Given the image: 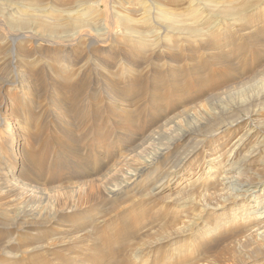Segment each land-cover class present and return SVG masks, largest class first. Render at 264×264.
I'll list each match as a JSON object with an SVG mask.
<instances>
[{
    "label": "rangeland",
    "instance_id": "obj_1",
    "mask_svg": "<svg viewBox=\"0 0 264 264\" xmlns=\"http://www.w3.org/2000/svg\"><path fill=\"white\" fill-rule=\"evenodd\" d=\"M241 8L240 18L223 13ZM22 17L27 22L20 25ZM165 31L173 50L156 43ZM141 47L146 54L175 53L180 61L174 69H139L140 82L131 77L123 84L120 75L111 85L126 102L102 103L101 75L122 71L124 53ZM173 75L177 85L169 81ZM259 99L264 0H0V264H264V232L242 234L246 212L237 205L220 219L223 212L211 208L222 177H207L212 160L224 154L219 161L228 162L226 152L242 135L252 137L248 148L260 143L264 103L250 106ZM255 110L253 121L214 139L218 127ZM184 133L210 139L187 170L175 175L161 168L131 189L132 175L162 149L177 148ZM193 144H179L173 171L187 162ZM263 165L246 166L240 181L256 179L252 168L264 180ZM160 181L163 187L154 190ZM257 195L264 203V187Z\"/></svg>",
    "mask_w": 264,
    "mask_h": 264
},
{
    "label": "bare ground",
    "instance_id": "obj_2",
    "mask_svg": "<svg viewBox=\"0 0 264 264\" xmlns=\"http://www.w3.org/2000/svg\"><path fill=\"white\" fill-rule=\"evenodd\" d=\"M3 5V4H2ZM85 5V7H86V4H84ZM3 7V6H2ZM84 7V8H85ZM5 8V7H4ZM76 8H78V9H80V8H82V6H76ZM88 8V7H87ZM3 9V8H2ZM1 9V10H2ZM126 9V8H125ZM27 10V9H26ZM43 10V9H42ZM46 10V9H45ZM76 10V9H75ZM81 10H83V12H84V9H81ZM226 10V9H225ZM3 11V10H2ZM44 11V10H43ZM46 11H48V9L46 10ZM88 11V10H87ZM150 11V10H149ZM245 11H246V9L244 8V9H239V10H236V9H228V10H226L225 12H223V13H225L224 15H226V16H233V17H241V16H243L244 15V13H245ZM248 11V10H247ZM22 12V11H21ZM50 12V11H49ZM78 12V11H77ZM147 12V11H146ZM151 12V11H150ZM162 12V11H161ZM35 13V12H34ZM68 13V12H67ZM69 13H71V12H69ZM73 13V12H72ZM79 13H82L81 11H79ZM86 13V12H85ZM149 13V12H148ZM37 13H35L34 15H36ZM89 15H90V13H88ZM119 14V13H118ZM146 14V13H145ZM150 14V13H149ZM80 15V14H79ZM84 15H86V14H84ZM197 15V14H196ZM26 16V15H25ZM29 15H27V17H28ZM38 16V15H37ZM40 16H41V14H40ZM49 16V15H48ZM58 16V15H57ZM61 16V15H60ZM64 16V15H63ZM63 16H61V17H63ZM83 16V15H82ZM19 17H20V15H19ZM61 17H60V20H61ZM72 17V16H71ZM86 18H87V16H85ZM223 17H225V16H223ZM12 18V17H11ZM29 18V17H28ZM70 18V17H69ZM151 17H149V19H150ZM154 18V17H153ZM72 19V18H71ZM70 19V20H71ZM157 19V18H156ZM13 20V19H12ZM54 20V19H53ZM90 20H91V18H90ZM145 20H146V18H145ZM148 20V19H147ZM152 22H153V20L152 19H150ZM158 20V19H157ZM239 20V19H238ZM62 21H63V19H62ZM62 21H59L60 23L62 22ZM85 21V20H84ZM124 21V20H123ZM135 21V20H134ZM154 21H155V19H154ZM170 21V20H169ZM176 21V20H175ZM27 22V20H26V18H24V17H22L19 21H18V24H20V25H23V23H26ZM43 22H45V21H43ZM64 22H66V21H64ZM69 22V21H68ZM74 22V21H73ZM79 22V21H78ZM77 22V23H78ZM88 22V21H87ZM133 22V21H132ZM147 22V21H146ZM151 22V23H152ZM15 23H16V21H15ZM176 23V22H175ZM49 24V23H48ZM51 24V23H50ZM130 25H131V23H129ZM153 24V23H152ZM25 25V24H24ZM44 25V24H43ZM64 25V24H63ZM80 25V24H79ZM127 25V24H126ZM133 25V24H132ZM157 25V24H156ZM179 25V24H178ZM184 25V24H183ZM212 25V24H211ZM210 25V26H211ZM14 26V25H13ZM19 26V25H18ZM46 26V25H45ZM49 25H47V27H48ZM51 26V25H50ZM53 26H54V24H53ZM150 26V25H149ZM159 26V25H158ZM169 26H171V25H169ZM185 26V25H184ZM210 26H209V29H210ZM10 27V26H9ZM11 27H12V25H11ZM44 27V26H43ZM55 27V26H54ZM127 27V26H126ZM131 27V26H130ZM153 27V26H152ZM164 27V26H163ZM189 27V26H188ZM21 28V27H20ZM56 28V27H55ZM132 28V27H131ZM149 28V27H148ZM212 28V27H211ZM22 29V28H21ZM26 30H27V28H25ZM168 29V28H167ZM208 29V28H207ZM209 29H208V31H209ZM52 30V29H51ZM134 30V29H133ZM155 30V29H154ZM162 30V29H161ZM169 30V29H168ZM129 31V30H128ZM207 31V30H206ZM206 31H197L196 33H199V32H206ZM229 31V30H228ZM141 32V31H140ZM145 32V31H144ZM153 31L151 30L150 31V34L152 33ZM159 32V31H158ZM166 32V35L164 36V37H162V36H156V43L158 42V44L160 45V47L162 48L163 47V49L164 48H168L169 50H173L175 47V45H171L170 44V41L171 42H173V44H174V41H172L171 40V37H169L168 36V32L167 31H165ZM164 32V33H165ZM182 32V31H181ZM129 33V32H128ZM131 33H133V32H131ZM142 33V32H141ZM149 33V32H148ZM169 33H171V32H169ZM172 34H173V36L174 35H176L175 34V32H174V30L172 31ZM194 34V33H193ZM171 35V34H170ZM227 35H229V34H227ZM131 36H132V34H131ZM130 36V37H131ZM134 36V35H133ZM137 36H140V37H142L141 35H137ZM144 36V35H143ZM147 36V35H146ZM177 36V35H176ZM145 37V36H144ZM213 37V36H212ZM139 38V37H138ZM147 38V37H146ZM174 38V37H173ZM203 38V37H202ZM220 38V37H219ZM129 39V38H128ZM148 39V38H147ZM103 40V39H102ZM133 40H134V37H133ZM216 40V39H215ZM227 40V39H226ZM130 41V40H129ZM148 41V40H147ZM203 41V40H202ZM205 41V40H204ZM131 42V41H130ZM133 42V41H132ZM63 43V42H62ZM147 44H148V42H146ZM153 43H154V41H153ZM152 43V45H154ZM202 43V42H201ZM214 43V42H213ZM129 44V43H128ZM135 44H137V42H135L133 45L135 46ZM158 44H156V46L158 45ZM142 45H143V43H142ZM178 45V44H177ZM93 46V45H92ZM139 46H141V45H139ZM151 46V45H150ZM149 46V47H150ZM131 47H133L132 46V44H131ZM148 47V45L146 46V48ZM148 47V48H149ZM155 47V46H154ZM153 47V48H154ZM209 47V46H208ZM147 48V49H148ZM176 48H177V46H176ZM131 49V48H130ZM137 49V48H136ZM143 48L141 47V49H137V50H135V49H131V51H130V56L131 57H133V58H131V59H128L129 57H128V55L129 54H125L124 53V55H123V58H121L120 59V61H122V64H124V63H126V68H122L123 70L122 71H118V72H109V73H106V74H108V75H101V76H103L102 78V82L101 83H103V93H104V96H100L101 97V100L100 101H102V103L103 102H105L106 103V105L107 106H110V105H114V107L116 108V106L115 105H119V107H121L120 106V104H123L124 105V103L126 102L125 101V98L126 97H123V95L121 96V94L119 95V91L117 92V90H116V88H114L112 85L114 84L115 85V83H116V81L117 80H121L120 79V75L121 76H123V80H122V83L123 84H126L127 85V82L128 81H130L129 79L131 78V77H133L134 78V80L133 81H139V73H138V70L139 69H143V68H147V69H151V70H155V68H161V69H164V68H170V69H174V66H175V64H177L180 60H179V57H178V55H175V53L174 54H167V55H165V56H162V54H160V53H158V52H156V51H153V52H151V53H149V54H146L147 53V51H143L142 50ZM167 49V50H168ZM155 50V49H154ZM150 51V50H149ZM164 51V50H163ZM129 52V51H128ZM176 52V51H175ZM219 52V51H218ZM178 53V52H177ZM218 54V53H217ZM184 55V54H183ZM182 55V56H183ZM185 56V55H184ZM189 56V55H188ZM31 57V56H30ZM213 57V56H212ZM211 57V58H212ZM188 58V57H187ZM210 58V59H211ZM215 58V57H214ZM181 59V58H180ZM133 60V61H132ZM31 61V60H30ZM182 61V60H181ZM193 61V60H192ZM195 62V61H194ZM15 63V62H14ZM29 63V62H28ZM119 63V62H118ZM197 63V62H196ZM195 63V64H196ZM218 63V62H217ZM190 64V63H189ZM125 65V64H124ZM116 66V65H115ZM118 66V65H117ZM198 66V65H197ZM15 67V66H14ZM18 67V66H17ZM122 67V66H121ZM125 67V66H124ZM191 67V66H190ZM189 67V68H190ZM192 67H195V66H192ZM118 68V67H117ZM179 68V67H178ZM16 69V68H15ZM18 69V68H17ZM114 70H116V69H114ZM118 70V69H117ZM157 70V69H156ZM178 70V69H177ZM196 70V69H195ZM194 70V71H195ZM150 71V70H149ZM158 71V70H157ZM156 71V72H157ZM18 72V71H17ZM17 72H15V74L17 73ZM107 72V71H106ZM145 72V71H144ZM143 72V73H144ZM200 72V71H199ZM202 72V71H201ZM226 72V71H225ZM136 73H138V74H136ZM147 73V72H146ZM152 73H154V72H152ZM165 73V72H164ZM19 74V73H18ZM101 74V73H100ZM148 74V73H147ZM167 74V73H166ZM196 74V73H195ZM200 74V73H199ZM20 75H22V73H20ZM150 75H152V74H150ZM154 75V74H153ZM19 76V75H18ZM26 76V75H25ZM107 76V77H106ZM141 76H142V74H141ZM157 76V75H156ZM166 76V75H165ZM168 76V75H167ZM166 76V77H167ZM172 76V75H171ZM143 77V76H142ZM154 77V76H153ZM152 77V78H153ZM161 77V76H160ZM176 77V76H175ZM178 77V76H177ZM176 77V78H177ZM198 77V76H197ZM200 77V76H199ZM122 78V77H121ZM168 78V77H167ZM142 79V78H141ZM156 79H158L157 77H156ZM165 79V78H164ZM65 80V79H64ZM154 80H155V78H154ZM159 80H160V78H159ZM177 80H179V79H177ZM200 80V79H199ZM146 81H148V80H146ZM151 81V80H150ZM163 81V80H162ZM169 81H171V83H175V78H174V75H173V77L171 78V80H169ZM180 81V80H179ZM205 81V80H204ZM67 82V81H66ZM118 82V81H117ZM140 82V81H139ZM153 82V81H152ZM164 82V81H163ZM197 82V81H196ZM133 83V82H132ZM150 83V82H149ZM167 83V82H166ZM71 84V83H70ZM112 84V85H111ZM134 84H135V82H134ZM147 84V83H146ZM155 84V83H154ZM176 84V83H175ZM202 84H203V82H202ZM116 85H118L119 86V84H116ZM142 85V84H141ZM140 85V86H141ZM160 85V84H159ZM162 85V84H161ZM164 85V84H163ZM172 85V84H171ZM174 85V84H173ZM177 85V84H176ZM123 86V85H122ZM153 86V85H152ZM67 87V86H66ZM101 87V86H100ZM164 87H166V86H164ZM174 87H176L175 85H174ZM178 87V86H177ZM180 87H182V86H180ZM121 88V87H120ZM119 88V89H120ZM125 88V87H124ZM140 88V87H139ZM144 88V87H143ZM172 88V86L168 89V90H170ZM133 89V88H132ZM135 89V88H134ZM142 89V88H141ZM140 89V90H141ZM151 89V88H150ZM154 89V88H153ZM156 89V88H155ZM163 89V88H162ZM165 89H167V88H165ZM177 89H179V88H177ZM176 89V90H177ZM121 90V89H120ZM136 90V89H135ZM100 91V90H99ZM129 91V90H128ZM138 91V90H137ZM137 91H135V92H137ZM142 91V90H141ZM140 91V92H141ZM147 91V87H146V89H145V91H143V92H145V93H147L146 92ZM177 91H179V90H177ZM101 92V93H102ZM133 92V91H132ZM149 92H150V90H149ZM158 92H159V90H158ZM123 93V92H122ZM130 93V92H129ZM179 93V92H178ZM136 94V93H135ZM149 94V93H148ZM158 94V93H157ZM161 94V93H160ZM160 94H158L159 96H160ZM162 94H164V93H162ZM136 95H140V94H136ZM128 96V95H127ZM140 96H142V95H140ZM139 96V97H140ZM143 96H145V94L143 95ZM150 96L151 97H156L155 96V94H154V92H151L150 93ZM93 97H95V96H93ZM98 97V96H97ZM99 97V98H100ZM147 97V96H146ZM172 97V96H171ZM262 97V96H261ZM131 98V97H130ZM129 98V99H130ZM136 98H137V96H136ZM142 98V97H141ZM141 98H139V99H141ZM96 99H98V98H96ZM146 99V98H145ZM148 99V98H147ZM156 99V98H155ZM154 99V100H155ZM126 100H127V98H126ZM143 100H144V97H143ZM143 100H141V101H143ZM264 100V99H263ZM263 100H254L253 101V103L250 105L251 107L252 106H258L259 104H262V103H264V101ZM99 101V100H98ZM146 101V100H145ZM153 101V100H152ZM171 101V100H170ZM100 103V102H99ZM131 103H133V102H131ZM143 103H145V102H143ZM162 103V102H161ZM139 104H141L140 103V101H139ZM148 104V103H147ZM136 105H138L137 103H136ZM144 105V104H143ZM142 105V106H143ZM156 105V104H155ZM158 105V104H157ZM102 106V105H101ZM130 106V105H129ZM141 106V105H140ZM83 107H85V105L83 106ZM87 107V106H86ZM97 107H99V106H97L96 105V107L95 108H97ZM118 107V106H117ZM145 107V106H144ZM157 107V106H156ZM156 107H154V108H156ZM159 107V106H158ZM250 107V108H251ZM260 107V106H259ZM58 108H60V107H58ZM105 108V107H104ZM150 108V107H149ZM99 109V108H98ZM145 109V108H144ZM252 109L253 108H251V109H249L250 111H252ZM84 110V109H83ZM109 110H110V107H109ZM116 110V109H115ZM152 110V109H151ZM235 110V109H234ZM243 110H247V109H243ZM58 112L59 111H61V109H59V110H57ZM63 111V110H62ZM90 110H88V112H89ZM95 111H97V109L95 110ZM112 111V110H111ZM233 111V110H232ZM113 112V111H112ZM115 112V111H114ZM124 112V111H123ZM153 112V111H152ZM157 112V111H156ZM230 112V111H229ZM242 112V111H241ZM64 112H60V113H58V115H60V117L61 116H63L62 114H63ZM84 113H85V111H84ZM98 113V112H97ZM107 113H111V112H107ZM120 113V112H119ZM154 113H155V111H154ZM231 114H232V112H230ZM258 113H259V111H253L252 113L251 112H249L247 115H245V117H243L242 115H241V117L240 118H238V119H236V120H234V121H232V122H230V123H228V124H226V125H224V126H222V127H218V129L216 130V131H219L220 133L219 134H217V135H215L216 136V138H214V139H216V141L219 139V138H217V137H221V136H223V135H225L226 133H228L232 128H235V127H237L239 124H241V123H244L245 121H247V120H251L252 118H254L255 116H257L258 115ZM83 114V113H82ZM88 115H89V113H87ZM93 114V113H92ZM114 114V113H113ZM98 115V114H97ZM111 115V114H110ZM109 114H108V116H110ZM122 115V114H121ZM124 115V114H123ZM127 115V114H126ZM129 115V114H128ZM130 115H132V114H130ZM157 115V114H156ZM214 115V114H213ZM228 115V114H227ZM237 115V114H236ZM82 116V115H81ZM92 116V115H91ZM112 116V115H111ZM239 116V115H238ZM78 117V116H77ZM85 117V116H84ZM116 117V116H115ZM211 117H212V115H211ZM81 118V117H80ZM83 118V117H82ZM81 118V119H82ZM91 118V117H90ZM111 118V117H110ZM124 118V117H123ZM245 118V120L243 121V122H240L242 119H244ZM65 119V118H64ZM67 119V118H66ZM84 119V118H83ZM88 119V117L86 116V119L85 120H87ZM116 119V118H115ZM6 120V119H5ZM84 120V121H85ZM128 120V119H127ZM136 120V119H135ZM131 121V120H130ZM129 121V122H130ZM212 121V120H211ZM215 121V120H214ZM252 121H253V119H252ZM66 122V121H65ZM209 123V122H208ZM217 123V122H216ZM227 123V122H226ZM249 123V122H248ZM130 125V124H129ZM133 125V124H132ZM208 125V124H207ZM253 125V127L255 128V129H257V131H256V133H258V131L261 133V131L259 130V128L257 127V126H254V124H252ZM131 126V125H130ZM212 126V125H211ZM135 127L136 126H134V129H135ZM203 127V126H202ZM207 128H208V126H207ZM122 129V128H121ZM126 129V128H125ZM136 129H137V127H136ZM211 129V128H210ZM214 129V128H213ZM208 130V129H207ZM212 130V129H211ZM255 131V130H254ZM187 132V131H186ZM248 132V131H247ZM157 133V132H156ZM209 133H210V131H209ZM251 133H253V132H251ZM251 133H249L248 135H251ZM10 136L12 135V131L10 130V133H8ZM7 134V135H8ZM157 135V134H156ZM214 135V134H213ZM254 135V134H253ZM258 135V134H257ZM256 135V136H257ZM180 136H181V134H180ZM243 136V135H242ZM240 137L239 139H238V141L226 152V153H228V152H231V155L229 156V159H228V162H224L223 161V159L221 160V161H219V159H221V157H222V155H224V154H221L219 157H216L214 160H212L214 163L211 165V166H208L209 168H208V175H207V177H212L213 176V174H215V173H217L218 174V172H219V174L221 175V180L222 181H220L219 182V185L218 186H220L221 188L219 189V190H212L213 192H212V195H214V197L215 196H218V200H214V201H216V204H215V206H213V208H211L212 209V211H214V212H216V211H219V212H223L222 214H220V216H221V218L220 219H222V220H224V218H223V216H225V214L227 213V211H229V209H228V207L229 206H231L232 205V207H236V205L237 206H239V207H241V208H239L238 210H240V209H242V208H244V209H242L243 210V212H246V214H244V215H241L240 216V220H242V221H244V224H243V228L244 229H242L243 230V232L242 231H237V234H239L238 232H242V234H249V235H252L253 233H257V232H260V231H263L264 232V203H262V202H258L257 201V199L259 198V195H257L261 190H263V187H264V180H262L260 177H259V170L260 169H258V168H256V170L255 171H253L255 168H250L251 170H252V172H251V175L253 176V177H255L256 179L255 180H245V181H243V180H241L240 181V179L243 177V173H242V171H244V170H246V166H252V165H255V164H258V163H260V164H264V135L263 136H261V141H260V143L257 145V146H254V147H251V148H248V144H250L251 143V138L252 137H250V138H245L244 139V137ZM245 136V135H244ZM258 137V136H257ZM207 138H208V136H207V134L206 135H195V134H190V133H184V134H182V136L178 139V141H177V144H178V147H180L179 146V144H181V145H185V146H188L190 143H192V142H194V144H193V146L189 149V150H187V155H185V156H187V162L183 165V163H184V161H186V159L185 160H183L180 164H179V166H177L176 167V170L175 171H173V168L174 167H172L170 164L172 163V159H173V157H174V155L176 154V152H177V148H176V145H175V147H173V149L171 148V147H168L166 150L165 149H162V153H160L158 156H157V158H156V160L153 162V163H144L143 165L144 166H142L140 169H138L137 171V174H135V173H133V174H135V175H132V178L134 177V178H137V179H134V181L132 182V187H131V189L133 188H135L137 185H139L140 184V182H144V180H140V178H142L144 175H151V173H154V174H157L156 172H159L160 170H161V168H163L164 169V171L166 172L167 170H165V169H171L172 171H171V173H173V174H175V175H178V174H180V173H184L186 170H187V168H188V166H190V164L192 163V161L193 160H191L195 155H197V153H198V151L202 148V146L205 144V143H207ZM3 139V138H2ZM209 139V138H208ZM223 139V138H222ZM5 140V139H4ZM210 140V139H209ZM182 147V146H181ZM205 147V146H204ZM203 147V148H204ZM161 148V147H160ZM207 148V147H206ZM179 149V148H178ZM163 150H165V151H167L166 153H164V151ZM181 150V149H180ZM7 151V150H6ZM206 152H208V151H206ZM4 153V152H3ZM208 154V153H207ZM234 154V155H233ZM181 155V154H180ZM233 155V156H232ZM130 156V155H129ZM123 157V156H122ZM231 157H232V159H231ZM125 158V157H124ZM135 158V157H134ZM175 158V157H174ZM182 158H184V157H182ZM128 159H129V157H128ZM176 159V158H175ZM174 159V160H175ZM231 159V161L229 162V160ZM177 160V159H176ZM152 161H153V159H152ZM181 161V160H180ZM179 161V162H180ZM125 162V161H124ZM176 163V162H175ZM188 163V165L187 166H185L186 164ZM218 163V165L217 166H215L216 164ZM147 166H146V165ZM142 165V164H141ZM177 165H178V162H177ZM245 166V167H244ZM123 167V166H122ZM207 167V166H206ZM240 167H242L241 169H240ZM263 167H264V165H263ZM120 169V168H119ZM122 169V168H121ZM123 170V169H122ZM239 170V171H238ZM168 172V171H167ZM170 172V171H169ZM168 172V173H169ZM228 172V174H226ZM238 172H240V173H238ZM245 172V171H244ZM167 173V174H168ZM130 175V174H129ZM174 175V176H175ZM216 175V174H215ZM152 176V175H151ZM151 176H149V178H151ZM162 176H164V175H162ZM161 176V177H162ZM127 177V176H126ZM126 177H125V179H126ZM147 177V176H146ZM154 177V176H153ZM155 177H156V175H155ZM158 177V176H157ZM165 177V176H164ZM163 177V178H164ZM124 178V177H123ZM132 178H130V176H129V179H131L130 181H132ZM260 178V179H259ZM138 179L140 180V181H138ZM160 179V178H159ZM217 179V178H216ZM215 179V180H216ZM243 179H245V178H243ZM250 179H252V177L250 178ZM154 180H156L155 178H154ZM220 180V179H219ZM228 180H231L230 182H227V183H225L226 181H228ZM156 184V183H155ZM115 185V184H114ZM163 185H164V183H162L161 181L157 184V185H155V187H154V190H159V189H161L162 187H163ZM227 185H229V186H227ZM117 186V185H116ZM217 187V186H216ZM238 188L240 189V190H238ZM94 189H95V187H94ZM208 189H209V187H208ZM215 189V188H214ZM124 190V189H123ZM200 190V189H199ZM205 190H207V188L205 189ZM94 191H96V190H94ZM112 191V190H111ZM117 191H118V188H117ZM153 191V190H152ZM196 191V190H195ZM201 191H203V190H201ZM208 191V190H207ZM114 193H116V191H115V189H114V191H113ZM151 192V191H150ZM197 192V191H196ZM209 192H210V190H209ZM118 193V192H117ZM203 193V192H202ZM201 193V194H202ZM206 193H208V192H206ZM85 194V193H84ZM263 195V194H262ZM129 196V195H128ZM188 196V195H187ZM203 197H204V195H202ZM189 197V196H188ZM201 197V196H200ZM125 198V197H124ZM165 198V197H164ZM163 198V199H164ZM263 198V197H262ZM261 198V199H262ZM202 199H204V198H202ZM206 199V198H205ZM264 199V198H263ZM125 200V199H124ZM207 200H208V198H207ZM259 200V199H258ZM172 201V200H171ZM187 201H189V200H187ZM203 201V200H202ZM205 201V200H204ZM260 201V200H259ZM209 202V201H208ZM239 202L241 203V204H239ZM253 203H257V205L256 206H253L252 204ZM191 204V203H190ZM206 204H207V202H206ZM209 204V203H208ZM179 205V204H178ZM205 205V204H204ZM252 205V206H251ZM249 207V208H248ZM254 207H258V209L256 210V209H254ZM203 208V207H202ZM204 210V209H203ZM207 210V209H206ZM208 210H210V209H208ZM237 210V211H238ZM202 211V210H201ZM240 213V212H239ZM238 213V214H239ZM207 215V214H206ZM244 216H247V218H243ZM210 217V216H209ZM206 218V217H205ZM25 220V219H24ZM65 219H60V218H57V220H56V222L58 223H61L62 224V222H65L64 221ZM203 220V219H202ZM124 221H128V220H124ZM232 221V220H231ZM196 222V221H195ZM221 222V221H220ZM241 222V221H240ZM55 223V222H54ZM182 223H183V221H182ZM190 223V222H189ZM207 223V222H206ZM227 223V222H226ZM225 223V224H226ZM29 224V223H28ZM184 224H186V223H184ZM183 224V225H184ZM193 224H196V223H193ZM192 224V225H193ZM224 223H223V225H225ZM228 224V223H227ZM1 225V224H0ZM57 225V224H56ZM71 225V224H70ZM197 225V224H196ZM221 225H222V223H221ZM27 226V225H26ZM226 226V225H225ZM239 226V225H238ZM2 227V226H1ZM187 227V226H186ZM189 227H192V226H189ZM221 227V226H220ZM240 227V226H239ZM6 228V227H5ZM222 228V227H221ZM2 229V228H1ZM26 229V228H25ZM238 229V228H237ZM28 230V229H27ZM26 230V231H27ZM30 230V229H29ZM31 231V230H30ZM185 231V230H184ZM32 232V231H31ZM182 232H183V230H182ZM187 232V231H186ZM185 233V232H184ZM196 233V232H195ZM186 234V233H185ZM241 234V235H242ZM263 234V233H262ZM240 235V234H239ZM260 236V235H259ZM252 238V237H251ZM76 240V239H75ZM145 246V245H144ZM263 247V246H262ZM134 248V247H133ZM139 248V247H138ZM137 248V250H139ZM258 248V247H257ZM259 248H260V246H259ZM258 248V249H259ZM123 249V248H122ZM261 249V248H260ZM132 251H134L133 253H138L137 251H136V249L134 248ZM136 251V252H135ZM264 251V250H263ZM129 253H131L132 254V252L130 251ZM259 255H257L258 257L262 254V251L261 250H259ZM132 255H134V254H132ZM131 255V256H132ZM130 256V257H131ZM256 256V257H257ZM261 256H263L264 257V255H261ZM260 256V257H261ZM88 263V262H87Z\"/></svg>",
    "mask_w": 264,
    "mask_h": 264
}]
</instances>
